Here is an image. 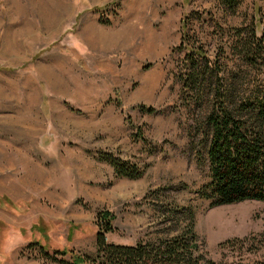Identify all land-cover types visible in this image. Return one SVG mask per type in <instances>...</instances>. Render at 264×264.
Instances as JSON below:
<instances>
[{
	"label": "rangeland",
	"instance_id": "obj_1",
	"mask_svg": "<svg viewBox=\"0 0 264 264\" xmlns=\"http://www.w3.org/2000/svg\"><path fill=\"white\" fill-rule=\"evenodd\" d=\"M255 23L264 34V0L234 14L214 0H0V264H57L36 243L93 256L101 211L114 218L110 244L161 241L190 211L207 259L263 264L264 203L200 197L210 177L197 126L209 110L179 79L185 24L189 51L202 47L227 78L244 74L243 95L259 91L264 64L234 51L236 31ZM106 156L141 177L116 178ZM215 219L244 229L219 236Z\"/></svg>",
	"mask_w": 264,
	"mask_h": 264
},
{
	"label": "trees",
	"instance_id": "obj_2",
	"mask_svg": "<svg viewBox=\"0 0 264 264\" xmlns=\"http://www.w3.org/2000/svg\"><path fill=\"white\" fill-rule=\"evenodd\" d=\"M214 1L225 12L234 14L244 0ZM253 10L256 15L260 12L259 7ZM257 23L259 25L260 21ZM257 23L246 37L245 30H237L235 36L234 51L243 65L249 67L264 64V34L258 36ZM185 27V24L181 25L180 48L187 50L184 72L179 75L182 93L187 95V101L198 106L204 104V97L209 110L197 126L203 134L201 144L210 177V182L201 188L200 197L209 202L210 208L244 201L264 203V86L249 96L243 95L244 74L231 72L227 78L216 59L207 57L202 47L189 51L184 38ZM138 109L149 114L155 112L144 105ZM105 161L112 166L116 178L135 180L142 175L136 166L111 156H106ZM187 214L188 225L177 234L153 243L125 246L107 243L105 234L114 231V218L110 212L101 211L97 214L96 253L93 256L72 250L49 253L39 243L34 245L39 247L42 259L57 264H216L205 257L194 233L193 214L190 211ZM259 241L264 245V235ZM67 255L69 257L65 259Z\"/></svg>",
	"mask_w": 264,
	"mask_h": 264
},
{
	"label": "bare ground",
	"instance_id": "obj_3",
	"mask_svg": "<svg viewBox=\"0 0 264 264\" xmlns=\"http://www.w3.org/2000/svg\"><path fill=\"white\" fill-rule=\"evenodd\" d=\"M214 218H211V222ZM214 223L212 224H214L213 226L216 229V234L219 236H228L231 234L241 233V231L244 229L240 227V225L238 226V228H234V226H232L233 224L231 225V222H228V220L221 222V219H215Z\"/></svg>",
	"mask_w": 264,
	"mask_h": 264
}]
</instances>
